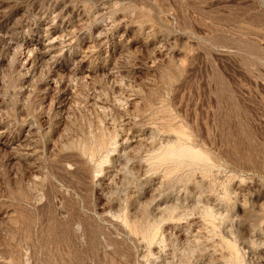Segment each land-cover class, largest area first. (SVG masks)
<instances>
[{"label": "rangeland", "instance_id": "374dc122", "mask_svg": "<svg viewBox=\"0 0 264 264\" xmlns=\"http://www.w3.org/2000/svg\"><path fill=\"white\" fill-rule=\"evenodd\" d=\"M0 264H264V0H0Z\"/></svg>", "mask_w": 264, "mask_h": 264}]
</instances>
